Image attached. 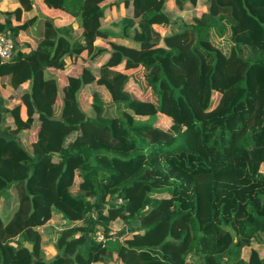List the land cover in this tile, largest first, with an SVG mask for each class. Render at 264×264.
<instances>
[{"label": "trees", "instance_id": "16d2710c", "mask_svg": "<svg viewBox=\"0 0 264 264\" xmlns=\"http://www.w3.org/2000/svg\"><path fill=\"white\" fill-rule=\"evenodd\" d=\"M104 1L43 0L75 24L28 16L34 0L4 12L0 31L16 45L25 31L34 46L0 58V85L15 92L0 96V196L18 193L0 218V264H242L243 247L264 234V0H115L131 9L117 34L102 28ZM167 1L200 13L178 19ZM214 33L228 37L226 50ZM84 50L107 56L67 77L56 114L48 68ZM137 72L153 97L124 89ZM88 84L94 115L80 106ZM158 114L166 129L145 121ZM34 127L31 151L19 133ZM63 220L82 231L57 230L48 256L29 227ZM117 220L128 225L123 242L109 233ZM263 251L248 263L264 264Z\"/></svg>", "mask_w": 264, "mask_h": 264}, {"label": "rangeland", "instance_id": "374dc122", "mask_svg": "<svg viewBox=\"0 0 264 264\" xmlns=\"http://www.w3.org/2000/svg\"><path fill=\"white\" fill-rule=\"evenodd\" d=\"M109 1V0H107ZM114 6L113 4L111 6H108L107 8V12L109 14H111L110 10H113ZM176 8L178 10H181L178 8V6H176ZM173 12V11H172ZM126 13V8L121 9V11H117L116 14H118L120 17H118L116 20L112 21L114 22L111 26H112V29L116 30V29H120L121 27V16L124 15ZM192 14H199V11H198V8L197 6L194 7V6H191L190 3L188 2L187 3V7L185 8V10H183L182 13L179 14V18L178 19H188V16L189 15H192ZM180 22V20L178 21ZM161 26L160 24H154V27L156 29H161ZM213 39L221 44L222 46H224V49L226 50L227 49V43L229 42L228 40V37L227 36H219L217 34L214 33L213 35ZM19 46L20 43L17 42ZM161 45H163V42L160 43ZM106 58V57H105ZM5 61V60H4ZM87 65V64H86ZM99 65V63L97 64H92L90 63L89 65L87 66H90L92 68V70L95 72L97 66ZM85 65L82 64V62L80 61V63H73V65H71L66 71H60L59 75L57 74L60 82H62L63 80L65 81L66 79V75L68 72H80L83 67ZM129 69V68H127ZM127 69H124V72H127ZM67 72V73H66ZM72 73V72H71ZM70 74V73H69ZM68 77V75H67ZM67 80V79H66ZM64 85V84H63ZM63 85L62 86H59L60 90H59V93H58V97H57V104H56V114H59L60 111H61V106H62V102H63V91H62V88H63ZM92 85L88 84V86L84 89V90H81L80 93H79V100H80V106L81 108L83 109V111L86 113V114H89V115H94L95 112L92 108V105H91V102H90V99H91V92H92ZM124 89L126 91H128L131 95L133 96H136V97H139V98H142V99H145V98H149V97H153L154 94L152 93V90L150 88H146V84H145V80L143 78V75L139 72L135 73L134 75H131L127 78V80L125 81V85H124ZM261 91L264 90V85L261 86L260 88ZM0 96H2L3 98H7L8 97V94H7V91L5 90H1L0 89ZM109 98V95H106L105 96V99L107 100ZM114 108H112V110H109L108 114L110 115L111 112H113ZM20 114H21V111H20ZM6 120V119H5ZM145 121L149 122V123H152V124H155V125H159L160 127L166 129L169 125V121L166 120L163 116H151L147 119H145ZM7 123V121L5 122ZM9 124L12 123V121L10 120L8 122ZM38 130V129H37ZM37 130L36 128H32L30 131H21L19 133V137L20 139L23 141V143L25 144V146L32 151V147H31V143L33 140L36 139L37 137ZM2 131V129H0V132ZM260 169L262 171H264V163L261 164L260 166ZM19 190H21V188H19ZM32 191H35V190H32ZM17 204H18V193H17V189L16 188H12L10 190V198L7 199L5 196H0V218L2 220H7L11 215H12V212L14 211V209L17 207ZM109 205V204H108ZM63 223V221H62ZM66 221V223H63V224H56L55 226L56 227H51L53 224L52 223H48V224H42V223H37V224H34L32 227H29V237L31 239L35 238V236H38V238H40V242H39V247L43 248L42 244H41V241L42 239H49V236H47L48 233L46 232H50L52 231L53 232V237L50 238V240L48 241L47 245H45V248L48 249L52 254H56L57 253V250H56V238H57V230H61V229H68V230H71L73 231L74 230V233H78L80 231H82V229L80 228V226H78V224H75L76 221H73V223H69ZM51 224L50 227L46 226V225H49ZM122 224H125L124 222H122L121 220H117V221H114L113 222V227H115L117 229V231H120V228L122 227ZM24 244L29 248V249H32L33 248V243L31 241H25ZM28 244H30V247L28 246ZM55 246V247H54ZM246 255V254H245ZM242 258L243 259V263L244 264V261L248 263L249 259H250V255L249 257L245 256ZM248 258V259H247ZM108 264H117V262L115 261H110Z\"/></svg>", "mask_w": 264, "mask_h": 264}, {"label": "crops", "instance_id": "0c3cea01", "mask_svg": "<svg viewBox=\"0 0 264 264\" xmlns=\"http://www.w3.org/2000/svg\"><path fill=\"white\" fill-rule=\"evenodd\" d=\"M114 2H115V0H109V1L105 0L103 2V4H105L107 7H106V10H105V17H104L105 19H104V23L102 25V28L111 31L114 34H117V33H119L120 29H116V30L112 29V26H113L112 24L114 23L112 21H114L118 17H120L118 14H116L117 11H121V9L124 10V8H126V13L125 14H130L131 13V9H129V7H126L123 3H121L120 5H114ZM203 3H204V0L199 3V6H202ZM112 4H113L114 8H113V10H110L111 14H109L107 12V8H108V6H111ZM15 5H16V0H0V24L3 23V21H4V12L6 10H9L10 8H13ZM167 6H168V8L171 9V11H173L175 13H179L180 14V13L183 12V10H178L176 8V5L174 4L173 1H167ZM197 8H198V11L200 13V7H197ZM37 14L47 15V16L51 17L53 19V21L55 22V24H57V25H64V24H68V23L75 24L76 23V18L72 14H70L69 12H67V11H65L63 9L49 8V7H47L44 4L43 0H34L33 8L30 9L27 12L28 16H34V15H37ZM124 15H122L121 17H123ZM162 28H163V26H161V29ZM17 42L20 43V45L17 46V47H20L22 49H28L31 46H34L33 39L31 38L30 35H27L25 31H20L19 32L18 37H17ZM97 56L96 57H97L98 61H97V59L94 61L93 59L88 58L87 52H86V50H84V51L81 52L79 57L70 59L69 65L65 69H58V68H55V67H49L48 71L56 76V78L58 80V85L62 86L63 84H65L67 82V80H66L67 79V75L69 76L70 74H78L80 72H73V71H71L72 73L71 72H68V73L66 72L67 75H66L65 81L63 80L62 82H60V80H59V78L57 76V74L59 75L60 71H62V72L66 71L71 65H73V63H75V62L76 63H80V61L85 66H86V64L89 65L90 63L97 64V63H99V61L100 62L103 61L105 59V57L107 56V54L104 53V54L97 55ZM118 67L120 69L124 70V63L123 62L120 63ZM137 69H139V68H129V69H127V73L131 74V73L135 72ZM0 89L7 91L8 95H10L11 93H13V94L15 93L11 89V87L9 85H4V86L0 85ZM81 90H84V89H81ZM56 104H57V101H56ZM155 116H160V115L158 114V115H155ZM37 129H38V127H36V130ZM48 223H50V222H48ZM48 223H45V224H48ZM55 225L56 224H53L51 226V224H49V225H46V226H48V227H50V226L51 227H56ZM112 227H113V224H112ZM127 230H128V225L122 224V227L120 228V231H117V233H120V232L122 233L123 231H127ZM46 233H48L47 236H49V239H45L46 242H44L43 241L44 238H43L41 244H42L43 248L48 252V254H49L48 256H53L55 254H52L48 249L45 248V245H47V243L50 240V238L53 237V232L50 231V232H46ZM261 237L263 239V242L259 243V242H255L254 241V242H252L251 245H247V246L243 247L242 255H241L242 258L244 257L245 254H246L245 256L249 257V255L252 252V249L260 248L262 246V244L264 246V234H262ZM263 254H264V251H263Z\"/></svg>", "mask_w": 264, "mask_h": 264}, {"label": "built area", "instance_id": "2783aa9c", "mask_svg": "<svg viewBox=\"0 0 264 264\" xmlns=\"http://www.w3.org/2000/svg\"><path fill=\"white\" fill-rule=\"evenodd\" d=\"M15 40L14 37L9 32H2L0 31V58L1 60H9L15 51ZM118 202H121V199H118ZM66 221L63 220V223ZM127 225V224H126ZM128 231V230H127ZM109 233H111L113 238H118L121 242L124 241V235L126 231H123L122 233H117V229L114 227H111ZM96 239L98 240H104L105 234L100 229L96 230Z\"/></svg>", "mask_w": 264, "mask_h": 264}, {"label": "water", "instance_id": "95a60500", "mask_svg": "<svg viewBox=\"0 0 264 264\" xmlns=\"http://www.w3.org/2000/svg\"><path fill=\"white\" fill-rule=\"evenodd\" d=\"M28 246L30 247V244H28Z\"/></svg>", "mask_w": 264, "mask_h": 264}]
</instances>
